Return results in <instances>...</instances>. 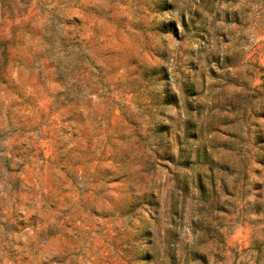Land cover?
Masks as SVG:
<instances>
[{"label":"rangeland","instance_id":"obj_1","mask_svg":"<svg viewBox=\"0 0 264 264\" xmlns=\"http://www.w3.org/2000/svg\"><path fill=\"white\" fill-rule=\"evenodd\" d=\"M0 264H264V0H0Z\"/></svg>","mask_w":264,"mask_h":264}]
</instances>
